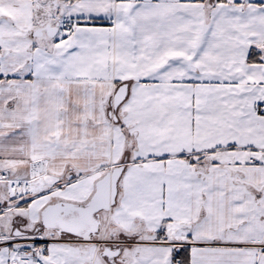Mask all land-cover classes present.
<instances>
[{
	"label": "snow or ice",
	"instance_id": "obj_1",
	"mask_svg": "<svg viewBox=\"0 0 264 264\" xmlns=\"http://www.w3.org/2000/svg\"><path fill=\"white\" fill-rule=\"evenodd\" d=\"M0 264H264V0H0Z\"/></svg>",
	"mask_w": 264,
	"mask_h": 264
}]
</instances>
